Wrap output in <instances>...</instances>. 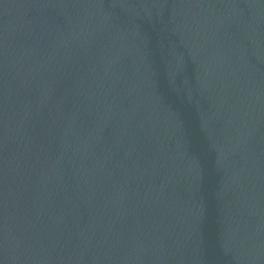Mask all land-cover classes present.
Returning a JSON list of instances; mask_svg holds the SVG:
<instances>
[{
	"label": "water",
	"instance_id": "obj_1",
	"mask_svg": "<svg viewBox=\"0 0 264 264\" xmlns=\"http://www.w3.org/2000/svg\"><path fill=\"white\" fill-rule=\"evenodd\" d=\"M0 264H264V0H0Z\"/></svg>",
	"mask_w": 264,
	"mask_h": 264
}]
</instances>
